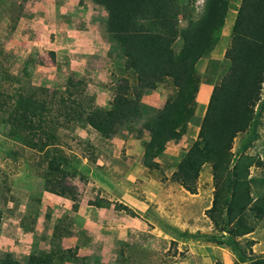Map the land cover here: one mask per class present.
<instances>
[{
	"label": "trees",
	"instance_id": "trees-1",
	"mask_svg": "<svg viewBox=\"0 0 264 264\" xmlns=\"http://www.w3.org/2000/svg\"><path fill=\"white\" fill-rule=\"evenodd\" d=\"M92 1L107 12L108 31L123 48L126 60L121 78L113 76L114 96L108 107L95 105V99L86 95V84L76 73L67 80V96L57 90L50 92L48 88L40 89L42 97L34 92L27 93L25 89L16 90L12 96L0 91V113L6 114L0 116V122L11 138H19L24 147L44 154L48 163L45 191L71 200L75 213L80 207V191L68 179L80 178L86 183L87 178L80 171L81 159L63 149L64 145L54 133L55 128L91 127L105 140H112L120 137L124 129L133 130L137 123L143 122L137 131L138 139L148 135L143 142V166L151 172L164 174V167L156 160L164 155L168 143L180 142L196 120L197 97L202 83L197 65L219 43L232 8L231 0H205L199 13L196 0ZM237 11L232 41L224 59L225 67H222L221 75L217 74L199 124L198 138L175 163L171 181L195 195L204 167L211 165L216 189L207 214L222 233V238L204 236L203 240L229 246L240 264H264V255L247 253L239 239L255 231L256 226L251 220L264 222V178H250L251 168L258 162L249 157L234 162L231 152L237 136L251 132L248 130L250 124L253 122L255 126L261 121L262 111L258 112L257 108L261 107L264 86V0H242ZM7 76L13 82H21L15 76ZM162 85L171 89L164 107H147L143 103L146 92L161 91ZM148 110L154 113L150 115ZM253 132L258 138L255 130ZM82 142L87 152L97 151L89 142ZM89 158L91 164L97 163L93 155ZM74 161L75 168L72 167ZM262 182L263 186L256 191L254 185ZM92 205L110 207L112 202L96 198ZM115 209L132 217H141L124 204L115 203ZM66 217L58 220L54 228L50 251L35 248L26 264L89 260L79 257L77 247H63V238L72 235L67 228L70 226L64 225ZM144 218L154 221L153 217ZM160 227L177 242L187 243V237L203 241L197 237L201 234L182 231L181 237L177 238L167 233L162 225ZM83 235L85 232H80L78 237ZM119 244L126 249L131 247L126 243ZM254 244V241H248L246 245L252 247ZM133 256L132 253L128 256L121 247L117 264H131ZM0 264L22 263L8 253Z\"/></svg>",
	"mask_w": 264,
	"mask_h": 264
},
{
	"label": "rangeland",
	"instance_id": "rangeland-1",
	"mask_svg": "<svg viewBox=\"0 0 264 264\" xmlns=\"http://www.w3.org/2000/svg\"><path fill=\"white\" fill-rule=\"evenodd\" d=\"M65 1H67V5ZM73 1L75 2V0L0 1L1 92L12 96L16 90L25 89L27 93L34 92L42 97L40 89L48 88L50 92L57 90L67 96L65 93L67 80L72 73H76L86 84V95L93 97L95 102L98 93H106L107 96L109 94L110 98H113V86L108 87L109 84L105 83L102 76L100 78L102 73L100 67L102 63L103 66L109 65L112 72L111 77L121 78L126 64L124 50L118 44L113 46L110 51L105 49L106 43L103 45L98 41L94 42L95 47L85 46L86 43L82 39L88 41V35L81 36L80 33L74 31L81 32L80 29H84L85 9L76 11L72 8ZM204 1L196 0L197 13L202 10ZM241 2L242 0H231L232 8L231 12L229 11V17L234 18L232 24L229 22L225 24L221 34L222 38L220 37L221 42L219 41L214 48L216 50L212 52L213 55L211 53L208 57L200 60L199 64L202 62V66L197 65L200 72L204 71L201 73L202 78L204 74H211L217 80V74H222L226 51L232 41V31ZM100 13L101 11L96 15H100ZM183 25L186 23L183 22ZM112 42L115 43V41ZM177 44L180 49L179 43ZM108 52L110 55L107 54ZM108 58H111V61H108ZM203 66L204 69H202ZM7 75L15 76L21 82H13ZM160 89L163 94L161 91L156 92L166 99L171 89L165 85H162ZM148 93L152 92L147 91L145 95ZM262 93L264 94V90ZM143 103L147 107L155 108ZM95 105L98 106L96 103ZM257 109L258 112L262 111L260 124L253 126L252 122L248 129L251 132L238 135L234 140L231 152L234 155V162L240 158L244 160L246 157L258 162L251 168L250 178L262 179L264 178V97L261 107ZM148 111H150V115L154 113V111ZM205 112L204 107L200 106L196 112V120L190 124L187 134L178 143H168L164 155L156 160L164 167V174L158 171L151 172L143 166V142L147 140L148 135H143L142 139L137 138V131L143 126V122L137 123L133 130L124 129L120 137L114 138L128 141L133 137V139L139 140L142 150L141 153L140 149L134 151L135 158H132L134 157L132 153H128L129 156L126 155V145L119 157H114V153L112 155L104 154V149L108 145L106 141L111 140H105L95 130L89 129L93 131V134L92 131H86L88 127H80L86 132L78 130L79 133L84 134L86 139L77 133L78 127L73 130L64 127L55 128L54 133L64 145L63 149L68 153L76 154L81 159L80 170L87 178L86 183L80 178L68 179V182L76 185L80 192L82 189L84 193L88 188V192L97 194L99 200L109 202V198H115L117 192L110 190L102 179L125 180V191L131 190L130 192L148 196L152 200V202L149 201L153 203L150 211L144 215L153 217L157 223L153 221V227H158L161 230L160 225H162L167 233L169 232L172 236L176 235L177 238H180L181 232L186 230H190L189 234L191 235L201 234L202 236L196 235L200 240L205 237L222 238V233L214 226L207 214V210L212 207L216 189L212 166L204 167L195 195L171 181L175 163L198 138L199 124ZM5 115L0 113L1 117ZM145 116L148 114L145 113ZM254 130L259 135L258 138L254 137ZM82 140L92 144L97 148V151L92 153L88 150L87 152ZM92 155L97 159L101 158L105 165L101 167L91 164L89 157ZM85 159L86 163H84ZM76 166V161H74L72 167ZM47 167L48 163L44 154L24 147L19 142V138H11L3 123L0 122V212L2 213L0 219V260L5 254L10 253L17 261L26 264L35 248H39L38 251H50L56 225L52 220L54 209L51 203H56V201H53L51 196L44 195V177ZM262 184L263 182L254 185V189L259 191ZM66 216L64 225L70 226L74 220L73 213ZM250 222L256 228L259 225L258 231L254 236H251L252 232L243 239H239L247 253L251 252L252 255H257L253 251L254 245L251 247L246 244L248 241H253V239H249V236L264 243V222L256 220ZM173 230L175 234L172 233ZM142 237L146 238L145 249L137 244L130 245L131 247L126 249L119 244L116 246L117 252L119 253L122 247L128 256L132 253L134 256L131 264H175L179 259L189 257L187 253H190V246L177 242L170 235L163 233L162 237H157V233L153 232L149 236L140 235L139 239L143 240ZM186 239L189 244L197 242L192 237ZM202 242L205 246L209 243L205 240ZM213 244L217 251L216 264H224L221 254L225 253V250L232 252L231 248L223 243L219 244V242H213ZM235 256L234 264H240L238 256ZM92 260L90 258L83 263L66 264H92Z\"/></svg>",
	"mask_w": 264,
	"mask_h": 264
},
{
	"label": "crops",
	"instance_id": "crops-1",
	"mask_svg": "<svg viewBox=\"0 0 264 264\" xmlns=\"http://www.w3.org/2000/svg\"><path fill=\"white\" fill-rule=\"evenodd\" d=\"M65 2L67 5V1ZM69 8L71 9V6H69ZM72 8L76 9V11L77 9H85L84 12L86 17L84 29L81 28V32L74 30L75 32L80 33L81 36H84L85 34L88 35V41L86 39H82V41L84 40L86 43L85 46L90 47L92 45L95 47L94 42L98 41L100 44L103 45L106 43L107 46L105 47V49L107 48L111 51L113 46L119 44L118 42L116 44L113 35L108 31V15L102 6L96 5L92 0H83V4L81 3V0H75V2L73 1ZM100 11V15H96V13H99ZM230 12L227 15L225 24H227L228 22L232 24L234 20L232 16L229 17ZM112 41H115V43ZM215 50L213 52H215ZM102 51L104 52V50ZM109 53L110 52H108L107 54ZM107 60L111 61V58H108ZM201 63L198 64L202 66L203 64ZM204 68L205 67L203 66L202 69ZM100 69V71L102 72L100 78L102 76V79L105 81V83H108V87L111 88V86H113L114 84L113 77H111L112 72L110 71V66H103L102 63ZM201 73H204V71ZM214 78L215 77L211 74H204L200 91L197 97L198 110L200 106H203L204 110H206L213 88L216 83V79ZM150 92L152 93H148V95H145L143 97V102L147 103L152 107H155L156 109H162L166 103V99L163 98L156 91ZM96 95L97 96L95 103L99 107L106 108L109 106V103L112 100L109 94L108 96L106 95V93H98ZM262 96L264 97V94ZM145 100L148 102H146ZM78 128L79 129L76 130L77 133L80 135V137L86 139L83 133L78 132V130H81L80 127ZM89 129L92 128L88 127L86 131L91 132L93 130ZM81 131L85 130L82 129ZM106 142L108 143V145H106L104 149V154L112 155L114 153V157L120 156V154L124 150L123 147L125 145L127 147L126 155L128 156V153H132L134 155V151L140 149L141 153L142 150V146L139 143V140H136L135 138L133 139V137L128 139V141H125L123 139H113L111 141ZM139 155L141 156V154ZM135 157L136 155H134V157L132 158ZM85 161L87 160L85 159L84 163H86ZM96 164L101 167L105 165L101 158L97 159ZM102 180L104 181V184L108 186V188H110V190H114L117 192V196L115 198H109V201L112 202V205L110 207H96L92 205V201L96 200L97 194H95L94 192H88V188L84 193L81 189L80 207L77 213L72 211L73 202L71 200L51 194L47 191L44 192V195L47 194L48 196H51L53 201H56V203H51L52 208L55 211H53L52 213V220L56 224L58 220L66 217V215H70L73 213V223L72 225H70V227H67L68 230L72 232V235L64 237L62 240V245L65 249H76L77 247L79 250V257L93 259L92 264H117L118 252L116 246H118L119 243H126L128 245L137 244L143 249H145L146 245L144 242L146 241V238L142 237L144 240L143 241L142 239H139L140 235L146 234L147 236H149L153 232H156L157 237H162L164 231L162 229L159 230L158 227H153L152 219L144 218V214L150 211L153 204L151 203L152 200H150L148 196H140L139 194L130 192L131 190L125 191V180L123 181L121 179L115 178H113L112 180L107 178ZM115 203L124 204L130 207L135 212L140 213L141 217H132L126 214L125 212L116 210ZM257 228L251 234V236H254L256 234V232L258 231ZM80 232H85V236H82L81 239L80 237H78V234ZM251 236H249V239H253L255 243L253 247L254 253L257 255H264L263 241L256 239L255 237L251 238ZM181 244L190 246V253H187L189 257L187 259H184L185 257L179 259L178 262H176L175 264H216L217 260L215 259L217 251L215 250L216 247L213 243H207L206 246L203 244L202 241H197L195 243L192 242V244L181 242ZM221 259L224 264H234L236 261V256L232 252L225 250V253L222 252L221 254Z\"/></svg>",
	"mask_w": 264,
	"mask_h": 264
}]
</instances>
